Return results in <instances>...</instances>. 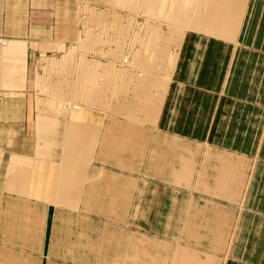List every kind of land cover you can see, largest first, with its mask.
Wrapping results in <instances>:
<instances>
[{
  "label": "rangeland",
  "instance_id": "1",
  "mask_svg": "<svg viewBox=\"0 0 264 264\" xmlns=\"http://www.w3.org/2000/svg\"><path fill=\"white\" fill-rule=\"evenodd\" d=\"M82 4L77 39L62 52L37 60L28 98L30 104L36 103L38 122L44 113L64 120L74 138L73 147L67 146L71 142L65 147L77 153L81 147L84 153L61 156L59 174L50 165L38 173L10 164L6 172L7 184L18 190L59 183L62 199L67 198L70 184L76 187V175L80 176L77 188L83 186V190L78 207L59 209V213L49 210L53 222L46 249L52 250L53 257L48 264H223L235 245L237 210L252 195L254 156H262L258 167L264 169L260 165L264 65H259L257 80L237 79L242 69L250 77L253 67L239 66L226 83L216 73L221 66H214L210 75L209 66L186 65L184 80L174 79L172 71L189 29L234 37L241 1L83 0ZM103 18L111 21L108 31L104 30L109 32L105 40L97 35ZM117 21L124 30L116 29ZM6 43V38H0V45ZM97 59H107V65L101 68ZM85 73L91 74L90 80ZM227 87L245 93L256 89L260 95L244 96L241 104L246 105L232 107V100L217 96ZM95 90L102 95L93 106L95 111L92 105H79L83 96ZM139 91L150 101L147 114L132 113L136 115L131 117L124 109L116 113L119 107L113 108L114 101ZM257 100L259 126L251 128V102ZM258 183L264 184V178L259 177ZM258 183H253L256 188ZM42 211L37 212L42 215ZM36 248H40L38 241Z\"/></svg>",
  "mask_w": 264,
  "mask_h": 264
},
{
  "label": "crops",
  "instance_id": "2",
  "mask_svg": "<svg viewBox=\"0 0 264 264\" xmlns=\"http://www.w3.org/2000/svg\"><path fill=\"white\" fill-rule=\"evenodd\" d=\"M82 1L0 0V38L7 39L5 45H0V264H48L53 257L52 250L46 249L47 232L53 222L49 210L59 213V209L78 207L83 190V186L77 188L78 174L76 187L70 184L67 198L62 199L59 183L50 188L18 190L7 184L6 172L10 164H18L22 170H39L38 173L50 165L59 174L61 156L84 153L78 144V153L65 147L69 142L67 146H72L74 138L69 136L71 129L64 120L58 121L50 113H44L38 122L36 103L30 104L28 98L37 60L62 52L77 39ZM242 1L234 37L225 38L201 28L185 32L172 71L174 79L186 78V65H202L209 66L210 75L214 73V66H221L223 71L219 69L216 73L225 83L236 75L239 66H253L250 77L242 69L237 79L257 80L259 65H264V0ZM243 90L232 91L227 87L217 96L229 98L232 107H239L242 97L260 95L256 89L247 93ZM244 105L246 103L241 107ZM260 111L258 100L252 101L251 128L259 126ZM260 157L254 156L252 195H247V201L245 197L242 208L239 207L241 211L237 210L235 245L223 264H264V184L258 183L259 177L264 178V169L258 167ZM81 160L78 158V164ZM261 164H264V156ZM253 183H258L257 188ZM40 210H43L42 215L37 212ZM37 241L40 248H36Z\"/></svg>",
  "mask_w": 264,
  "mask_h": 264
},
{
  "label": "bare ground",
  "instance_id": "3",
  "mask_svg": "<svg viewBox=\"0 0 264 264\" xmlns=\"http://www.w3.org/2000/svg\"><path fill=\"white\" fill-rule=\"evenodd\" d=\"M240 1L242 2V0H240ZM217 2H218V1H217ZM236 3H237V2H236ZM242 4H243V3H242ZM235 5H236V4H235ZM237 6H239V5H237ZM234 7H236V6H234ZM236 9H237V7H236ZM237 10H238V9H237ZM225 11H226V9H225ZM229 11H230V10H229ZM128 12H129V11H128ZM236 12H237V11H236ZM236 12H235V13H236ZM238 12H239V11H238ZM115 13H116V12H115ZM236 14H237V13H236ZM114 17H115V16H114ZM126 17H127V16H126ZM236 17H237V16H236ZM111 18H112V17H111ZM117 18H118V17H117ZM104 19H105V18H103L101 25H100V24L98 25V29H99L100 32L97 31V35L100 33L101 36H98V37H99V38L101 37L100 39H102V37H103L104 40H105V38L108 37L109 32H106V33H105L104 30H105V31H108V27H109V26L111 27V25H110L111 23H109V22H111V21H108V20L106 21V20H104ZM121 19H122V18H121ZM237 19H238V18H237ZM111 20H113V19H111ZM181 20H182V19H181ZM114 21H115V20H114ZM106 22H107V23H106ZM183 22H184V21H183ZM97 23H98V22H97ZM119 23H120V22H119ZM122 23H123V21H122ZM228 23H229V22H228ZM233 23H234V22H233ZM108 24H109V25H108ZM113 24H114V23H113ZM116 24H117L116 26L114 25V26L116 27V29H119V28H120L121 31L124 30V29H122V28L124 27L123 24H121V23L118 24V21H117ZM236 24H237V23H236ZM127 25H128V24H127ZM127 25H126V26H127ZM112 26H113V25H112ZM117 27H118V28H117ZM127 28H128V27H127ZM129 28H130V27H129ZM111 30H112V29H111ZM115 31H116V30H115ZM117 31H118V30H117ZM127 31H128V30H127ZM127 31H126V32H127ZM158 31H159V30H158ZM118 32H119V31H118ZM123 32H124V31H123ZM121 33H122V32H120V34H121ZM154 33H155V32H154ZM170 33H171V32H170ZM113 34H114V33H113ZM221 34H222V33H221ZM126 35H127V33H126ZM135 35H136V34H135ZM176 35H177V34H176ZM89 36H90V35H89ZM120 36H121V35H120ZM120 36H119V38H120ZM130 36H131V35H130ZM141 36H142V35H141ZM95 37H97V36L95 35ZM98 37H97V39H98ZM113 37H115V36H113ZM157 37H158V36H157ZM135 38H136V37H135ZM139 38H140V37H139ZM139 38H138V39H139ZM94 39H95V38H94ZM116 39L118 40V38H116ZM127 39H128V38H127ZM102 40H103V39H102ZM155 40H156V38H155ZM160 40H161V39H160ZM167 40H168V39H167ZM171 40H172V39H171ZM156 41H157V40H156ZM126 42H127V40H126ZM134 42H135V41H134ZM137 42H138V40H137ZM143 42H144V41H143ZM114 43H115V42H114ZM147 43H148V42H147ZM156 43H157V42H156ZM160 43H161V42H160ZM175 43H176V42H175ZM175 43H173V44L175 45ZM162 44H163V43H162ZM116 45H117V44H116ZM129 45H130V44H129ZM131 45H132V44H131ZM155 45H156V44H155ZM160 45H161V44H160ZM121 46H122V45H121ZM138 46H139V45H138ZM143 46H144V45H143ZM143 46H142V47H143ZM158 46H159V45H158ZM171 46H172V45H171ZM171 46H170V47H171ZM108 47H109V46H108ZM127 47H128V46H127ZM142 47H141V49H142ZM156 47H157V45H156ZM160 47H161V46H160ZM162 47H163V46H162ZM170 47H169V48H170ZM102 48H103V47H102ZM121 48H122V47H121ZM173 48H174V47H173ZM176 48H177V47H176ZM115 49H116V48H115ZM161 49H162V48H161ZM167 49H168V48H167ZM133 50H134V49H133ZM148 50H149V49H148ZM168 50H169V49H168ZM171 50H172V49H171ZM174 50H175V49H174ZM174 50H173V51H174ZM177 50H178V48H177ZM99 51H100V50H99ZM102 51H103V50H102ZM123 51H124V50H123ZM154 51H155V50H154ZM163 51H164V49H163ZM163 51H161V53H162ZM144 52H146V51L144 50ZM170 52L172 53V51H170ZM175 52H176V50H175ZM134 53H135V52H134ZM158 53H159V52H158ZM166 53H167V51H166ZM97 54H98V53H97ZM117 54H118V53H117ZM120 54H121V53H120ZM148 54H149V53H148ZM163 54H164V53H163ZM167 54L169 55V53H167ZM172 54H173V53H172ZM176 54H177V53H176ZM102 55H103V54H102ZM112 55H113V54H112ZM128 55H129V54H128ZM130 55H131V54H130ZM135 55H136V54H135ZM161 55H162V54H161ZM161 55L158 54V57L161 56ZM96 56H97V55H96ZM114 56H115V54H114ZM119 56H121V55H119ZM119 56H118V58H120ZM138 56L140 57V55H138ZM142 56H143V53H142ZM154 56H155V54H154ZM175 56H176V55H175ZM99 57H100V56H99ZM111 57H112V56H111ZM158 57H157V58H158ZM169 57H171V56H169ZM172 57H174V56H172ZM96 58H97V57H96ZM135 58H136V57H135ZM159 58H160V57H159ZM163 58H164V57H163ZM101 59H102V58H101ZM101 59H100V60H101ZM137 59H138V57H137ZM142 59H143V58H142ZM166 59H168V58H166ZM94 60H95V59H94ZM100 60L97 59V62L100 61ZM106 60H107V59H106ZM106 60L103 61V62H102V60L100 61V62H102L101 65H100V67L102 66L101 68H103V65L105 66V63H106V65H107V61L109 60V58H108L107 61H106ZM134 60H135V59H134ZM164 60H165V59H164ZM95 61H96V60H95ZM95 61H94V62H95ZM135 61H136V60H135ZM168 61H169V60H168ZM168 61H167L166 63H168ZM59 62H61V61H59ZM97 62H96V64H97ZM111 62H112V61H111ZM111 62H110L109 64H111ZM133 62H134V61H133ZM164 62H165V61H164ZM164 62H163V63H164ZM92 63H93V62H92ZM112 63H113V62H112ZM118 63H119V62H118ZM122 63H123V62H122ZM148 63H149V62H148ZM148 63H147V64H148ZM94 64H95V63H94ZM96 64H95V65H96ZM138 64H139V63H138ZM164 64H165V63H164ZM170 64H171V63H170ZM95 65H94V66H95ZM121 65H122V64H121ZM132 65H133V64H132ZM162 65H163V64H162ZM88 66H89V65H88ZM90 66L93 67L92 65H90ZM90 66H89V67H90ZM109 66H110V65H109ZM116 66H117V65H116ZM122 66L125 67L124 65H122ZM138 66H139V65H138ZM140 66H141V65H140ZM140 66H139V67H140ZM148 66H150V65H148ZM153 66H154V65H153ZM159 66H160V65H159ZM86 67H87V64H86ZM86 67H84V68H86ZM89 67H87V68H89ZM91 67H90V68H91ZM98 67H99V66H98ZM112 67H113V66H112ZM142 67H143V66H142ZM97 69H98V68H97ZM119 69H120V68H119ZM121 69H122V68H121ZM84 70H85V69H84ZM95 70H96V67H95ZM98 70H100V69H98ZM104 70H106V69H104ZM104 70H103V71H104ZM114 70H115V68H114ZM126 70H127V69H126ZM155 70H156V69H155ZM82 71H83V70H82ZM129 71H131V70H129ZM78 72H79V71H78ZM80 72H81V71H80ZM88 72H89V70H88ZM100 72H101V70H100ZM105 72H106V71H105ZM108 72H110V71H108ZM123 72H124V71H123ZM127 72H128V71H127ZM83 73H84V71H83ZM83 73H80L81 76H83V75H82ZM89 73H90V72H89ZM92 73H93V72H92ZM152 73H153V72H152ZM168 73H169V72H168ZM77 74H78V73H77ZM80 74H78V75L80 76ZM85 74H87V73H85ZM85 74H84V75H85ZM94 74H95V71H94ZM100 74H101V73H100ZM90 75H91V74H90ZM90 75H89V76H90ZM121 75H122V74H121ZM125 75H126V74H125ZM89 76H88V74H87L86 77H89ZM114 76H115V75H114ZM136 76H137V75H136ZM83 77H84V76H83ZM92 77H93V76H92ZM115 77H116V76H115ZM84 78H85V77H84ZM128 78H129V77H128ZM87 79H88V78H86V80H87ZM104 79H105V78H104ZM113 79H114V78H113ZM147 79H148V78H147ZM78 80H79V79H78ZM78 80H77V81H78ZM83 80H84V79H83ZM88 80H90V77H89ZM88 80H87V81H88ZM127 80H128V79H127ZM87 81H86V82H87ZM81 82H83V81H81ZM86 82H84V83H86ZM95 82H96V81H95ZM112 82H113V81H112ZM114 82H115V80H114ZM119 82H120V81H119ZM126 82H127V81H126ZM131 82H132V81H131ZM136 82H137V80H136ZM150 82H151V81H150ZM77 83H78V82H76V84H77ZM109 83H110V82H109ZM109 83H108V84H109ZM133 83H135V81H134ZM71 84H72V83H71ZM88 84H89V83H88ZM88 84H87V86H88ZM94 84H95V83H94ZM108 84H107V85H108ZM112 84H113V83H112ZM112 84H111V85H112ZM122 84H123V83H122ZM129 84H130V83H129ZM141 84H142V83H141ZM148 84H149V83H148ZM151 84H152V83H151ZM95 86L97 87V85H95ZM95 86H93V87H95ZM129 86H130V85H129ZM149 86H150V85H149ZM81 87H82V86H81ZM91 87H92V86H91ZM98 87H99V85H98ZM106 87H107V86H106ZM118 87H119V86H118ZM123 87H124V85H123ZM132 87H133V86H132ZM147 87H148V86H147ZM82 88H83V87H82ZM89 88H90V87H89ZM116 88H117V87H116ZM116 88H115V91H116ZM151 88H152V87L150 86V89H151ZM68 89H69V88H68ZM90 89H91V88H90ZM97 89H98V88H97ZM97 89H96V90H97ZM100 89H101V87H100ZM100 89H99V90H100ZM105 89H106V88H105ZM113 89H114V88H113ZM82 90H83V89H82ZM92 90H93V89H92ZM96 90H95V91H92V93H91V92L88 93L89 95H87V96H89V97H87V96L84 97V96H83V98H81V100H80V102H79L80 104H79V103H78V104L81 105V106H83V105H85V106H87V105H88V106L92 105V107H93L94 105L96 106V104L98 105V104H99V101H101L100 98L102 97V95H101V96H98V95H100V94H99L98 91H96ZM152 90H155V88L152 89ZM77 91H78V90H77ZM77 91H76V92H77ZM88 91H89V90H88ZM100 91H102V89H101ZM124 91H125V90H124ZM133 91H134V90H133ZM133 91H132V92H133ZM156 91H158V90H156ZM84 92H85V91H84ZM111 92H112V91H111ZM111 92H110V93H111ZM97 93H98V95H97ZM115 93H116V92H115ZM124 93H125V92H124ZM148 93H149V92H148ZM153 93H154V92H153ZM81 94H83V93H81ZM143 94H144V92L142 93V92H140V91H139V92H136V93L133 94V95L130 94L131 96H130L129 98L127 97L126 99L123 98V100H120V99H119V101H114L112 106H113L114 109H116V107H119V108H120V111H119V108H118V111L116 110V113H117V112H118V113L121 112V109H122V110L124 109V111H128V110H129V111L127 112V114L130 112V113H131V117H133L132 115H136V114H132V113H141V114L143 113V114H144V112H146V114H147V112L150 111V107H149L150 103H148V102H150V101H147L148 99L145 100L146 98L143 99ZM77 95H78V94H77ZM103 95H104V94H103ZM111 96H112V95H111ZM120 96H121V95H120ZM149 96H150V95H149ZM149 96H148V97H149ZM75 97H76V96H75ZM79 97H80V95H79ZM98 97H99V98H98ZM106 97H107V96H106ZM124 97H125V96H124ZM78 99H79V98H78ZM110 99H111V98H109V100H110ZM73 100H74V99H73ZM111 100H112V99H111ZM114 100H115V99H114ZM152 101H153V100H152ZM106 102L108 103V101H106ZM74 104H75V103H74ZM85 106H84V107H85ZM109 106H110V105H109ZM96 108H97V107H96ZM131 108H132V110H131ZM91 109H92V108H91ZM92 110H94V107H93ZM94 111H95V110H94ZM132 111H133V112H132ZM156 111H157V110H156ZM90 112H91V110H90ZM90 112H89V113H90ZM91 113H93V112H91ZM91 113H90V114H91ZM116 113H115V114H116ZM122 113H123V111H122ZM125 113H126V112H124L123 114H125ZM130 113H129V115H130ZM93 114H94V113H93ZM93 114H92V115H93ZM127 114H126V115H127ZM146 114H145V115H146ZM149 114H151V113H149ZM155 114H156V113H155ZM92 115H91V116H92ZM137 115H139V114H137ZM142 116H143V115H142ZM142 116H141V117H142ZM139 117H140V115H139ZM87 118H90L89 114L87 115ZM87 118H86V119H87ZM92 118H93V116H92L90 119H92ZM100 118L103 120V118H102L101 116L99 117V119H100ZM137 118H138V117H137ZM135 119H136V117H134V120H135ZM92 120H93V119H92ZM102 120H101V121H102ZM136 120H137V119H136ZM138 120H139V119H138ZM79 121H80V120H79ZM101 121H99V124L97 125L99 128H100L101 125H102V122H101ZM99 125H100V126H99ZM88 128H89V127H88Z\"/></svg>",
  "mask_w": 264,
  "mask_h": 264
}]
</instances>
